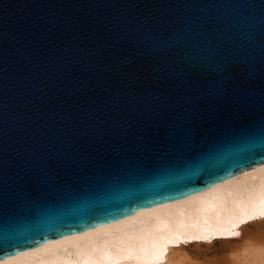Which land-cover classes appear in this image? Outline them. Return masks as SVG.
Masks as SVG:
<instances>
[{
	"label": "water",
	"instance_id": "1",
	"mask_svg": "<svg viewBox=\"0 0 264 264\" xmlns=\"http://www.w3.org/2000/svg\"><path fill=\"white\" fill-rule=\"evenodd\" d=\"M264 163V0H0V260Z\"/></svg>",
	"mask_w": 264,
	"mask_h": 264
},
{
	"label": "bare ground",
	"instance_id": "2",
	"mask_svg": "<svg viewBox=\"0 0 264 264\" xmlns=\"http://www.w3.org/2000/svg\"><path fill=\"white\" fill-rule=\"evenodd\" d=\"M0 264H264V163Z\"/></svg>",
	"mask_w": 264,
	"mask_h": 264
},
{
	"label": "rangeland",
	"instance_id": "3",
	"mask_svg": "<svg viewBox=\"0 0 264 264\" xmlns=\"http://www.w3.org/2000/svg\"><path fill=\"white\" fill-rule=\"evenodd\" d=\"M192 243H190V245H191ZM184 246H187V245H184ZM192 247V246H191ZM213 249H219V243H217V242H215L214 244H213Z\"/></svg>",
	"mask_w": 264,
	"mask_h": 264
}]
</instances>
